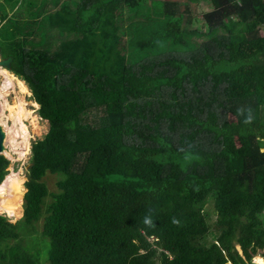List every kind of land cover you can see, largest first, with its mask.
<instances>
[{"label": "trees", "instance_id": "16d2710c", "mask_svg": "<svg viewBox=\"0 0 264 264\" xmlns=\"http://www.w3.org/2000/svg\"><path fill=\"white\" fill-rule=\"evenodd\" d=\"M0 55L48 122L0 264L264 259V0H0Z\"/></svg>", "mask_w": 264, "mask_h": 264}, {"label": "rangeland", "instance_id": "374dc122", "mask_svg": "<svg viewBox=\"0 0 264 264\" xmlns=\"http://www.w3.org/2000/svg\"><path fill=\"white\" fill-rule=\"evenodd\" d=\"M140 3H141L140 5L141 7L139 8L140 12L149 13L152 16H155L149 2L141 1ZM56 8L57 9H55L54 12L51 13L53 19L56 20V16L62 20L69 19V15L65 12L66 8H71L68 4H59ZM209 9L210 8L206 7V5L203 4V2L201 1L196 3V5H191L192 16L195 17L191 28H196V29L198 28L202 32H207L205 23L202 20V14ZM13 11L17 13L18 16L16 18L17 20L26 18L23 17L22 14L18 15V12L26 14L24 6L19 5L18 7L14 8ZM3 23L4 22H2L1 24ZM0 59H1V55H0ZM5 71L7 70L2 69L0 67V124L3 126L4 130L8 135L7 150L5 154H2L1 156L9 160V164L8 167L6 168L8 174L5 176L2 183L8 180L12 182L13 180H17L19 178L22 179L23 196H24L26 192L25 182L27 181L26 178L27 166L29 165L32 143L37 139H42V137L47 133L48 122L41 119L38 116L37 114L38 106L36 107L33 106L34 101L32 99L31 92L29 91V88L25 84V82L23 83L25 84L27 90L23 91L17 85L15 80H9ZM16 79L18 78L16 77ZM21 103H24V109L33 112L31 117L29 119H25L24 121L20 119L19 107ZM260 124L264 126V108H261L260 110ZM25 148H27V150ZM24 152L26 154H23ZM43 181L45 182L47 188L50 191H55V184L57 179L54 175H47L43 179ZM10 182H9V186L7 182L8 191H10L11 189ZM23 196L21 197L19 203L20 204L19 207L21 210L20 216L13 218L11 217V215L2 214L3 212H0V214L4 215L12 223L20 219L23 215L22 212ZM4 202H5L4 197H2L0 199V203H1L0 205L2 206ZM211 208L214 209L213 203L212 206L208 205L206 207V210L211 211ZM262 216L264 218V213L262 214ZM215 217L216 216L214 214H211L210 216L207 217V222L209 224H212L216 220ZM153 246L157 252L161 251L160 247L157 244L153 243ZM238 253L240 254V251H238ZM255 259L254 258L251 259V264H253V261L255 264H257L255 262Z\"/></svg>", "mask_w": 264, "mask_h": 264}, {"label": "bare ground", "instance_id": "6f19581e", "mask_svg": "<svg viewBox=\"0 0 264 264\" xmlns=\"http://www.w3.org/2000/svg\"><path fill=\"white\" fill-rule=\"evenodd\" d=\"M5 72L9 78V80H15L17 85L20 87V89H22L23 91L27 90L23 81H21L20 79H16V76H14L12 73H10L8 71H5ZM33 106L36 107L38 105L35 102H33ZM19 108H20V119L22 121H24L25 119H29L31 117L33 112L27 111L26 109H24V103H21ZM2 129L5 132V138H4V142H3L4 147H5V151L2 154H5V152L7 150V142H8L7 136L8 135H7L6 131L4 130L3 126H2ZM25 149L27 150V148H25ZM23 154H26V153L24 152ZM7 182H8V186H9L10 180L4 181L3 183L0 184V199L2 197H4V200H5V202L2 204V206L0 205V212H3L2 214L11 215V217L16 218V217L21 215L19 203H20L21 197L23 196V187H22L23 181H22V179L19 178L17 180H13L12 182H10L11 183L10 191H8V189H7L8 188ZM255 258L254 259H255V262L257 264H264V261L260 257H259V259H258V257H255Z\"/></svg>", "mask_w": 264, "mask_h": 264}, {"label": "water", "instance_id": "95a60500", "mask_svg": "<svg viewBox=\"0 0 264 264\" xmlns=\"http://www.w3.org/2000/svg\"><path fill=\"white\" fill-rule=\"evenodd\" d=\"M12 61H13V57L7 56L6 58L0 60V67L9 70L11 68ZM4 138H5V132L3 131L2 126L0 125V155H2V153L5 151V147L3 144Z\"/></svg>", "mask_w": 264, "mask_h": 264}, {"label": "clouds", "instance_id": "9594fccd", "mask_svg": "<svg viewBox=\"0 0 264 264\" xmlns=\"http://www.w3.org/2000/svg\"><path fill=\"white\" fill-rule=\"evenodd\" d=\"M6 58V57H5ZM3 59V57H1V59L0 60H2ZM2 69H5V68H2ZM5 70H7V69H5ZM7 71H9V70H7ZM10 72V71H9ZM252 119V117H251V115H249V117H248V121H250ZM198 122H200V121H198ZM202 123V122H201ZM205 125V124H204ZM264 141V140H263ZM1 156V155H0ZM8 162H9V160H8ZM7 172V171H6ZM8 173H6V175H7ZM5 175V176H6ZM5 176H4V178H5ZM3 178V179H4ZM3 181V180H2ZM1 181V182H2ZM264 213V212H263ZM143 223L145 224V225H147V226H149V227H151L152 226V219H151V217L150 216H145V218H144V220H143ZM173 223H177V221H173ZM238 247V251H240V254H242L241 253V250H240V248H239V246H237ZM255 257H260L261 259H263V257L261 256V255H255L253 258H255ZM264 260V259H263ZM253 263H254V261H253ZM255 264V263H254Z\"/></svg>", "mask_w": 264, "mask_h": 264}]
</instances>
